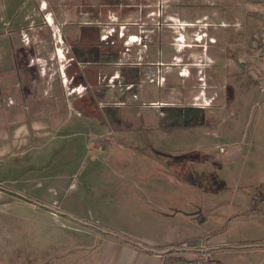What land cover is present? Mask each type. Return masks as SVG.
Returning a JSON list of instances; mask_svg holds the SVG:
<instances>
[{
    "label": "rangeland",
    "instance_id": "rangeland-1",
    "mask_svg": "<svg viewBox=\"0 0 264 264\" xmlns=\"http://www.w3.org/2000/svg\"><path fill=\"white\" fill-rule=\"evenodd\" d=\"M52 1L0 0V35L9 34L11 41L25 45L28 58L35 59L31 75L42 74L62 91L69 86L55 47L56 33L66 56L67 41L63 26L53 19ZM223 1L205 7L206 12H222ZM234 2L241 28H221L229 31L220 39L235 45L238 72L227 79L235 88L232 103L225 102L223 93L211 106H189L183 114L173 100L171 106L144 103L136 109L124 107L126 102L98 101L122 108L92 115L65 108L66 113L46 116L53 122H70V127L53 125L44 131L45 142L28 152L0 157V264H39L36 255L70 250L79 253L81 264H119L122 239L139 238L188 245L160 251L170 255L162 264H260L259 252L241 250L220 257L213 250L203 258V249L194 248L219 225L223 238L233 241L264 235V227L251 214L264 209V95L257 92L247 64L238 62L246 53L256 58L252 37L260 25L256 15L264 0ZM35 44L43 52L36 53ZM210 72L225 84L222 66ZM167 85L159 90L142 81L143 100L180 95L177 75L168 78ZM70 88L69 99L81 95ZM164 107H172L174 113L161 116ZM169 116L171 123L166 122ZM218 144L238 150L219 155ZM226 211L236 215L222 217ZM232 248L242 247L225 250ZM189 252L195 258L188 257ZM44 264L68 263L57 256Z\"/></svg>",
    "mask_w": 264,
    "mask_h": 264
},
{
    "label": "crops",
    "instance_id": "crops-1",
    "mask_svg": "<svg viewBox=\"0 0 264 264\" xmlns=\"http://www.w3.org/2000/svg\"><path fill=\"white\" fill-rule=\"evenodd\" d=\"M234 1H223L222 12L217 10V12L207 11V13L205 7L210 8L218 5L219 0H163L161 2L157 0H53V19L57 21V24L63 26L67 41V56L63 54V60L60 61L62 75L65 78L64 83L66 82L71 87L70 89H75L81 94L71 99L68 97L67 88L69 87L65 86L66 89L60 91L53 81L44 80L42 74L33 77L31 66L35 59L28 58L25 45L11 41L9 34H1L0 157L25 153L45 142L44 131L51 130L53 125L58 129L70 127V122H53L50 116H46L47 113L55 114L61 112L60 110L66 113L67 109V111L84 115H92L96 112L105 114L113 108H122L118 106L122 102H126L124 107L136 109L140 105H145L144 103L152 102L169 103L171 106L170 102L173 100L177 104L176 107L182 108L178 111L183 114L184 110L190 108L189 106L194 107L201 89V75L208 86L205 90L207 98L214 101L219 95L225 93V102L227 100L232 103L235 101V88L229 84L227 79L234 72H238V67L235 66L233 60L235 45L220 41L229 30L216 27L217 30L209 32L207 29V36L213 38L215 42L207 41L205 50L196 44L179 51L172 44L178 32L175 28L169 27L157 30L154 26L157 21L154 10L162 7L164 17L175 16L187 23H193L203 18L204 13H207V21L211 23L213 21L238 23L240 29L241 22L235 18ZM258 12L256 17L261 24L262 13L260 10ZM228 14L232 16H226ZM226 18L228 19L226 20ZM120 26H124L125 35L121 38L118 32ZM229 29L235 31L233 28ZM190 31L191 29L186 30L187 37ZM140 33H142L140 36L146 45L144 49L125 42L128 35ZM252 48V51L256 53L254 44H252ZM34 49L37 51L36 53L44 50L38 44H35ZM62 53L59 51L61 58ZM247 55L250 53L241 56L242 58H239L238 62L246 63L247 70H249L251 65L248 61L245 62ZM130 62H140V64L129 66L127 63ZM218 65L225 69L226 82L224 85L216 80L210 72L211 68ZM177 66L186 67V73L182 70L181 75L179 73L181 69ZM156 70L161 72L160 74L164 78L163 86L158 88L151 83L148 84L159 90L166 89L168 88V78L175 74L180 79V95L168 94L165 100L161 98L148 102L143 100L145 91L140 89V84L142 81L148 82L147 73H154ZM119 81L123 85H115ZM112 82H115L114 85ZM127 82L132 85L129 90L124 89ZM220 88H222L221 92ZM98 101H114L118 105L117 103L103 105ZM164 109L166 111L161 116L174 113L172 107H164ZM155 112L157 113V111ZM85 117L93 119L91 116ZM46 118L47 120H45ZM171 121L172 116L166 117L167 123H171ZM238 147L241 148L239 145ZM237 150L236 146L228 147L229 153L236 154ZM210 159L209 156L208 160ZM251 214L255 216V221L264 227V209H258ZM234 215L236 214L226 211L221 216ZM221 227L223 228L219 225L218 230L215 229L212 236L207 235L209 238L201 242V244L205 243V248L202 251L204 252L203 258L210 257V252L213 250L220 257L248 250L254 254L259 252L261 254L260 264H264V235L263 238L260 235V238L255 237L243 242L233 241L223 238V234H220L219 230ZM261 231L264 233V228ZM122 241L126 245L122 244L123 250L120 253L119 264H124V260H127L128 264H162L163 260L170 255L160 251L166 250L168 245L173 244H159L156 240L148 238L122 239ZM115 244L113 245L117 246ZM231 246H241L242 248H232V251L225 250ZM233 249L237 251H233ZM78 254L74 250H70L61 253V255L58 253H52L46 257L36 255V263L44 264L47 259L60 256L68 264H81L82 261L79 260L81 258ZM186 255L195 258L191 252ZM75 259H77L76 262H74Z\"/></svg>",
    "mask_w": 264,
    "mask_h": 264
},
{
    "label": "built area",
    "instance_id": "built-area-1",
    "mask_svg": "<svg viewBox=\"0 0 264 264\" xmlns=\"http://www.w3.org/2000/svg\"><path fill=\"white\" fill-rule=\"evenodd\" d=\"M260 12L262 13V20H261V24L260 27L258 28V30H256L253 33V44L255 47V51H256V58L254 59L251 55H247L246 57V61L245 62H249L251 67L249 68V74L252 78V81L255 84L256 90L260 95H264V6L261 7ZM155 16L157 17V21L155 22V28L157 30L162 29L163 27H169V28H175L176 31L178 32V34L176 35V37L174 38V41L172 42L173 46L178 49L179 51L184 49V48H190L193 45H199L201 48H203V50L206 49L207 47V40L209 42H215V40L213 38H209L207 36L206 30L208 27H220V28H228L231 27L234 30H236V28H239V24L238 23H226L224 21H221L218 24H214L211 23L209 21H207L206 17H203L201 19L196 20L193 23H187L185 21L180 20L179 18L173 16H165L164 17V11L162 9V7L157 8V10L155 11ZM124 26H120L119 27V36L124 37V32H123ZM187 29H191L189 36L187 37L185 32ZM140 32V31H139ZM57 34V35H56ZM55 37V47H56V51L58 54V59L61 61L63 60V56L62 58L59 55V51L61 49V44H62V39L60 34L56 33ZM137 34V35H128L126 37V41L127 43H131V46H137L140 49H144L146 47V45L143 43L141 35ZM139 49V51H140ZM67 61V60H66ZM129 66H134V65H139L140 62H130L127 63ZM180 74L182 75V70L185 71L186 67H182L180 68ZM161 72H159L158 70H156V72L154 73H147V79H148V83L151 84H155L158 87H162L164 84V78L163 76L160 74ZM186 73V71H185ZM184 74V73H183ZM200 82H201V89L199 91V96L196 98V102L194 103L195 107H200L201 109H205L209 106L212 105L213 100L209 99L206 97V83L204 80V77L201 75L200 76ZM115 82H112V84L114 85ZM115 85L121 86L123 85V83L116 82ZM132 87V85H127L125 86V90H129ZM75 90V89H74ZM72 90V91H74ZM123 104V103H120ZM151 106H155V107H160L163 106V103L160 102H154V103H150ZM216 152L219 155H226L228 152V147L224 146V145H216ZM167 248L169 250H173L175 251L176 249H186L188 248V245L186 243H182L180 245H176V244H172V245H168ZM194 248H205V243H202L199 246H194Z\"/></svg>",
    "mask_w": 264,
    "mask_h": 264
},
{
    "label": "water",
    "instance_id": "water-1",
    "mask_svg": "<svg viewBox=\"0 0 264 264\" xmlns=\"http://www.w3.org/2000/svg\"><path fill=\"white\" fill-rule=\"evenodd\" d=\"M0 189H3V188L0 186ZM41 206H43V205H41Z\"/></svg>",
    "mask_w": 264,
    "mask_h": 264
},
{
    "label": "flooded vegetation",
    "instance_id": "flooded-vegetation-1",
    "mask_svg": "<svg viewBox=\"0 0 264 264\" xmlns=\"http://www.w3.org/2000/svg\"><path fill=\"white\" fill-rule=\"evenodd\" d=\"M156 10H157V8L154 11H156Z\"/></svg>",
    "mask_w": 264,
    "mask_h": 264
}]
</instances>
